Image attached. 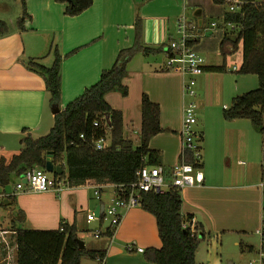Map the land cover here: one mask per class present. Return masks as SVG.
Segmentation results:
<instances>
[{
  "label": "crops",
  "instance_id": "obj_1",
  "mask_svg": "<svg viewBox=\"0 0 264 264\" xmlns=\"http://www.w3.org/2000/svg\"><path fill=\"white\" fill-rule=\"evenodd\" d=\"M134 1L127 0L125 5L126 16L130 17L131 22L115 24L123 15L121 9L124 0H93L90 8L76 16L66 15V4L56 0H25L28 17L22 28L18 24L23 13L22 1L20 8L18 0H13L10 5L2 4L4 8L0 7V13L7 12L10 16L0 15V19L8 25V32L0 35V158L3 156L9 160L18 153L25 134L36 136L54 124L55 115L51 110L44 78L28 67V60L42 63L51 58V65L54 48L64 56L59 105L63 110L87 87L95 84L103 70L112 67L122 49L134 45L135 23L141 19L143 45L164 47V51L134 55L127 64L124 79L128 94L123 96L120 92H111L106 95V100L113 109L122 113L123 137L134 145L140 143L143 94L157 103L163 131L153 139L158 144L161 163L170 170L180 162L182 109L184 101L190 97L184 95L183 76L167 69L165 51L170 40L181 37L179 20L184 17L186 5L175 13L177 15L166 17L155 13V8L164 1H167V5H175L173 0H149L141 5L139 13L130 9ZM225 13H222L221 19ZM171 19L178 20L175 26L169 24ZM220 22H215V26L212 22L211 26L222 29L219 45H215L221 59L217 56L219 61L210 59L204 62V72L197 78V94L193 98L198 105L196 132L201 141L204 180L201 185L181 189L182 213L194 217L195 227L199 223L203 225L204 238L212 231L235 234L236 230L247 228L248 220L252 224L249 227L259 235L257 231L263 224L264 195L260 183L264 179V166L260 178L258 132L249 119L226 120L223 116V110L229 108L233 99L244 92L241 86L247 83L248 74L236 76L233 73L240 69L242 56L239 67L229 63L228 58L233 54L228 55L224 62L220 44L228 27L220 26ZM159 54L164 58H160ZM224 63L227 68L225 72L207 70ZM222 144L226 148L217 151L216 146L221 147ZM20 180L17 178L15 186ZM3 191L0 185V202L6 199ZM13 195L14 200L7 206L8 210L14 215L19 211L24 214L21 222L13 219L15 229L18 228L16 223H19L22 226L19 228L23 229L54 230L65 221L76 226L78 238L81 239L80 234L89 232L90 227L98 221L99 229L91 230L95 240L90 241L89 245L82 240L86 249L105 252L103 264H155L146 259L145 251L130 252L127 249L129 244L144 250L162 246L156 217L140 205L122 210L118 228L108 236V228L101 230L100 227L103 219L100 214L96 217L95 213L100 205L110 202L111 196L105 198L103 190L100 198H97L95 186L71 187L64 182L57 189L44 192L24 190ZM96 232H100V236H96ZM217 237L222 238V234H217ZM246 244L248 251L256 249L255 242L247 241ZM84 260H87L86 264L96 263L95 260L83 258L82 264ZM197 260L198 264H205Z\"/></svg>",
  "mask_w": 264,
  "mask_h": 264
},
{
  "label": "trees",
  "instance_id": "obj_2",
  "mask_svg": "<svg viewBox=\"0 0 264 264\" xmlns=\"http://www.w3.org/2000/svg\"><path fill=\"white\" fill-rule=\"evenodd\" d=\"M22 1L23 13L18 20L22 28L28 17L25 0ZM65 3V14L76 16L90 8L93 0H56ZM233 0H213L216 4L231 3ZM234 10L226 11L221 25L225 29L220 44V54L224 58L237 52L242 47L241 74H254L258 77L259 87L236 96L229 108L223 110L226 120L249 119L257 132L264 133V7L255 0H240ZM230 25L232 27H230ZM135 43L132 47L122 49L111 68L102 71L99 80L87 87L84 92L69 102L54 117V124L48 134L34 138L25 134L21 139V149L9 160L0 158V185L4 188L11 185V195L5 198L14 200L12 174L21 179L24 174L36 167L45 169L46 157L53 153L52 161L64 168L57 179L65 181L71 187L96 185H128L137 180V172L145 166L162 165L160 153L149 147L150 139L162 132L160 126V107L143 94L141 99L142 127L140 143L134 145L125 139L122 133V113L112 108L106 100L111 92L128 94L124 84L127 75V64L137 53L144 55L158 54L164 47L153 48L142 43V21L135 23ZM192 34L187 41L190 46L199 42V36ZM8 32V25L0 19V35ZM191 33V32H190ZM54 60L45 66L37 60L30 59L27 65L42 75L52 106L60 105L62 98V62L64 56L54 48ZM211 72L227 71L225 63L221 66L207 68ZM110 117V146L96 150L94 144L105 135L104 129L95 127L94 122L103 117ZM26 130H24L25 132ZM83 135V138L81 137ZM192 162V155L186 157ZM1 206H6L4 200ZM140 206L156 217L158 233L162 241L159 249L148 248L144 254L148 261L155 264H197L196 253L204 239L205 232L201 223L196 225V233L183 224L191 222V214L182 213L181 189L170 187L164 193H140ZM102 219L103 216H101ZM24 219L22 211L17 213L16 220ZM63 227V230H60ZM199 232L201 233L199 235ZM108 231L106 235L111 236ZM16 257L15 264H82L83 258L91 260L104 259L102 250L79 248L76 226L62 221L54 230L23 229L15 230Z\"/></svg>",
  "mask_w": 264,
  "mask_h": 264
},
{
  "label": "built area",
  "instance_id": "obj_3",
  "mask_svg": "<svg viewBox=\"0 0 264 264\" xmlns=\"http://www.w3.org/2000/svg\"><path fill=\"white\" fill-rule=\"evenodd\" d=\"M230 5V10H234L237 4L243 3L240 0H233ZM264 7L263 2L259 3ZM215 22L212 23L215 26ZM197 29L195 25L190 26L185 17L179 20V29L181 33L180 39H173L169 41L166 48L167 69L180 73L183 76V91L189 100L184 101L182 109V156L179 163L167 170L163 165L145 166L137 172V180L128 185H96L95 194L100 198L101 193L105 188H112L111 199L108 205L104 204V209L100 212L103 218L110 217V225L108 231L115 232L122 219V210L129 209L140 205V193L156 192L164 193L170 187L185 188L189 186L201 185L204 180V172L202 170V147L198 133L195 130L197 123V109L198 105L194 101L197 94L196 85L197 78L204 72V58L196 52L193 46L188 44V39L192 37L190 30ZM95 127L101 126L105 135L96 140L94 148L96 150H104L110 146V131L112 127L111 118L104 116L101 120L94 122ZM83 138V135H81ZM262 147L264 149V136L262 137ZM188 154L192 155V162H188L186 157ZM27 179V184L22 182V179ZM65 181L57 179L54 175L48 176L45 169L36 167L28 170L21 180L16 184L13 193L29 190L35 192H44L52 189L60 188ZM260 188L264 195V179L260 183ZM183 226L190 227L191 232L195 234L196 227L193 220L186 222ZM63 230V227H61ZM260 236V262L264 264V210H263V224L257 231ZM7 233V232H6ZM5 231L0 230V241L8 245V240L5 237ZM100 232H96V236H100ZM16 248V245H15ZM9 249V248H8ZM127 249L131 251L144 252L143 248H136L134 244H129ZM10 258L7 257L6 263ZM94 264H103L104 259L97 258ZM9 264V263H8ZM250 264H254L251 262Z\"/></svg>",
  "mask_w": 264,
  "mask_h": 264
},
{
  "label": "rangeland",
  "instance_id": "obj_4",
  "mask_svg": "<svg viewBox=\"0 0 264 264\" xmlns=\"http://www.w3.org/2000/svg\"><path fill=\"white\" fill-rule=\"evenodd\" d=\"M148 1L149 0H135L134 2H132V6L130 7V9L133 12L139 13L141 5ZM172 2L175 5H167V1L162 2L161 6L157 5L155 8V13L163 14L166 17L177 15L175 13H179L181 8H184V6L186 5L185 12L183 13L186 21L195 23L196 28L197 29L199 28L200 30V32H197V36H199L200 39H199V42L193 45L194 49L196 50L198 54H200L204 58L205 62H207L210 59H212L213 61L217 59L220 55L219 53L215 51V45L217 46L219 45V38L221 37L222 29L219 28V26L212 27L211 23L218 22V21L220 22L222 20L221 19L222 13L230 10V4L229 3L216 4L212 0H173ZM255 2L261 3L263 2V0H255ZM2 4H5V5L13 4V0H0V7L2 6ZM20 4L21 2L20 0H18V8H20L19 7ZM126 4H127V0H124L123 8L121 9L123 12V15L120 17V19H117L115 21V24H117L118 22L127 23L128 20L129 22H131L130 17L126 16L127 15L126 14L127 6H125ZM199 10H201L202 12L201 17L195 16L197 11ZM0 15L4 17L10 16V14H8L7 12H2L0 13ZM177 21L178 20L171 19L169 24H171L172 26L173 25L175 26L177 24ZM37 25H38V22H37ZM195 31L196 29L194 28L190 30L192 34H196ZM210 48H212L213 51H209ZM241 56H242V47L240 46L239 50L233 53V55L228 58V60L230 61L229 63H231L234 66L239 67L241 63L240 62ZM160 58L163 59L164 56L160 55ZM219 58L221 59V57ZM50 60L42 62L41 64L45 66H49ZM217 61H219V59H217ZM233 73L236 76L242 75L241 73L234 72V71ZM247 76H248L247 77L248 81L247 83H243V85L241 86L243 88L242 91L247 92L250 90L257 89L259 87L258 77L254 74H248ZM249 80H252V81L250 82ZM197 127H198V124L196 123L195 130L197 129ZM50 129L51 128L46 129L43 132H39V134L38 133L35 134L36 136H34V138H38V137L48 134ZM155 136H153L150 139L149 147L151 149L158 151V147H157L158 144L153 139ZM263 136H264V133L258 132L259 156L261 157L260 166L258 167V173L260 174V178H262L263 176L261 175L262 165L264 166V149L262 147V137ZM152 139H153L152 145H150ZM225 148H226L225 144H222L221 147L216 146L217 151H222ZM47 174L48 176L54 175L50 172H47ZM11 177H12V183L15 184L17 181L16 175L12 174ZM111 191H112L111 187L104 189L105 198L109 199V197L111 196ZM109 203L110 202H106L107 205ZM16 217H17V214L14 215L12 211L8 210L7 206H1V202H0V230L7 232L5 237L8 240V245L3 242H0V250H2L0 252V264H8V263L13 264L14 263V256H16V248H15V238H14L15 233H12V232H15L16 230L15 225L13 224L14 222L13 219L14 218L16 219ZM110 219H111L110 217H106L103 219L102 226H100L101 230H105L106 228L109 227ZM247 225H248L247 228L236 230L237 233L235 234H233L232 232L217 233L215 231H212L209 235L207 233L206 238H204L202 242L200 243V246L197 250L198 254L196 253L197 264L199 263L197 259H199V261L201 262H204L205 264H207V262H210L211 264H228L229 262H231V264H250L251 262H253L254 264H258L261 258L260 257V238H259V235L256 234L255 232L256 230L250 228L252 227V224L249 223V220H248ZM16 226L18 228L22 227L20 226L19 223H16ZM95 229L96 230L99 229L98 221H96V223H94L93 226L90 227L89 232L87 231V232L80 234V237H82L81 240L83 239L87 243V245H89L90 241L95 240L92 235V231H91ZM217 234L218 236L222 234V238L217 237ZM237 240L242 244H240L239 242L237 243ZM240 240H244V241L241 242ZM247 241L255 242L256 249L253 252L247 250V247H246ZM7 257L10 258L8 260V263L4 261V258H7ZM219 260L221 261V263L219 262ZM86 263H87V260H84L83 264H86Z\"/></svg>",
  "mask_w": 264,
  "mask_h": 264
},
{
  "label": "water",
  "instance_id": "obj_5",
  "mask_svg": "<svg viewBox=\"0 0 264 264\" xmlns=\"http://www.w3.org/2000/svg\"><path fill=\"white\" fill-rule=\"evenodd\" d=\"M67 1L70 2L71 0H67ZM195 16L201 17L202 16L201 10L197 11V13L195 14ZM199 32H200V30H199ZM51 110H52L53 114L56 115V114H58L60 112V107L58 105H55V106H52L51 107ZM52 157H53V153L52 152H49L47 154V157H46L45 170L47 172H50V173L54 174V175L61 176L64 173V168L62 166L55 165L53 163V161H52ZM22 182L24 184H27V179L26 178H23L22 179ZM5 192H6V195H11V193H12L11 185H7L5 187ZM10 203H11V201L8 198H6L4 200V204L6 206H10ZM103 209H104V204H102V205H100L98 207V210L96 211L95 216L96 217H99V214H100L99 212H102ZM77 242L79 244V248H81V249H84L85 248V243H84L83 240L77 238Z\"/></svg>",
  "mask_w": 264,
  "mask_h": 264
},
{
  "label": "bare ground",
  "instance_id": "obj_6",
  "mask_svg": "<svg viewBox=\"0 0 264 264\" xmlns=\"http://www.w3.org/2000/svg\"><path fill=\"white\" fill-rule=\"evenodd\" d=\"M110 196V195H109ZM8 198V197H7ZM61 228V227H60ZM61 230V229H60Z\"/></svg>",
  "mask_w": 264,
  "mask_h": 264
}]
</instances>
